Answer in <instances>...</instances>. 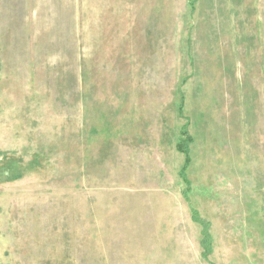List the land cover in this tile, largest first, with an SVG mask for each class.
<instances>
[{"label": "rangeland", "instance_id": "obj_1", "mask_svg": "<svg viewBox=\"0 0 264 264\" xmlns=\"http://www.w3.org/2000/svg\"><path fill=\"white\" fill-rule=\"evenodd\" d=\"M0 264H264V0H0Z\"/></svg>", "mask_w": 264, "mask_h": 264}, {"label": "trees", "instance_id": "obj_2", "mask_svg": "<svg viewBox=\"0 0 264 264\" xmlns=\"http://www.w3.org/2000/svg\"><path fill=\"white\" fill-rule=\"evenodd\" d=\"M184 137H185V142H181L180 144H178L177 148L179 150V152L183 153L185 155V167L182 169L181 171V176L183 177L185 183L187 184L188 188L189 189V183L188 181L186 180V177H185V171H186V168L187 166L190 164L191 160H190V150L188 149V145L190 144V142L192 141V139L190 138L189 134L188 133H184ZM185 194H188L187 191H185L184 195ZM187 195H185L186 197ZM193 219L199 223L200 225H202L203 227V233H202V241H201V245H202V248L205 250V252L207 253H211L212 251V237H211V234L209 232L210 230V223L206 222L205 220L201 219L199 214L196 212V211H193Z\"/></svg>", "mask_w": 264, "mask_h": 264}]
</instances>
